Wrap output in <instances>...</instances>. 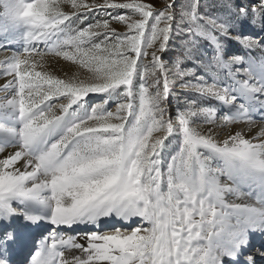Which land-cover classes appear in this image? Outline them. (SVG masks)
<instances>
[{
  "label": "snow or ice",
  "instance_id": "1",
  "mask_svg": "<svg viewBox=\"0 0 264 264\" xmlns=\"http://www.w3.org/2000/svg\"><path fill=\"white\" fill-rule=\"evenodd\" d=\"M226 2L241 16L250 10L254 20L259 12L264 26V0L247 6ZM0 3L13 25L27 29L24 50L6 56L0 72L5 81L0 90L6 94L0 100V120L10 122L0 123V221L6 222L0 227V264H223L224 257L230 264H264V247H249L250 233L264 232V121L256 125L249 118L244 127L224 132L217 129L215 113L201 116L195 101L177 109L174 118L167 104L168 78L175 83L177 76L162 55L173 35H179L177 29L207 39L214 49L210 63L213 68L223 65L227 74L231 64L243 59L224 57L221 37L231 36L228 23L210 25L205 21L216 18L204 13L185 19L176 0ZM198 6L196 0L197 12ZM93 12L105 18L88 22ZM39 42L47 53L77 64L78 71L65 78L38 71L47 64L46 52L36 48ZM79 69L85 70L83 76ZM186 87L229 99V89L214 82ZM90 94L105 98L89 108ZM110 101L114 110L106 107ZM233 121L224 116L221 123ZM254 127L257 135L246 139ZM218 132L227 138L219 142ZM175 137L179 147L168 159ZM214 159L223 167L213 169ZM220 176L227 177L223 185ZM244 185L260 189V207L226 202V194L242 195ZM13 216L58 227L95 225L102 217L122 222L138 217L140 226L130 231L113 226L111 232L92 231L79 238L53 232L50 245L45 236L39 250L20 262L11 255L16 233L7 223ZM58 245L71 259L56 250Z\"/></svg>",
  "mask_w": 264,
  "mask_h": 264
},
{
  "label": "rangeland",
  "instance_id": "2",
  "mask_svg": "<svg viewBox=\"0 0 264 264\" xmlns=\"http://www.w3.org/2000/svg\"><path fill=\"white\" fill-rule=\"evenodd\" d=\"M88 2H91V0H88ZM98 2H102V0H98ZM141 2H148V0H141ZM256 2L257 0H234L235 5L244 4V6ZM199 5L200 6H198L197 12L196 0H176V10L179 11L182 6L184 9L185 19H188L193 15L199 16V13H204L206 18H216L215 21H205L210 25H214L216 22L228 23L229 27L227 28V31L231 33V36L221 37L223 40L224 57L226 59H243L241 62L231 64L227 69V74L223 65L218 68H213L210 60L213 57L214 49L208 43L207 39H200L199 33L186 35L184 28H178L177 31L179 32V35H173L169 42V48L162 55V59L169 65L173 66V75L177 76L175 83H173L171 75L168 78L170 88V94L167 95L169 115L174 118L177 109L191 107L190 102L195 101V106L201 109V116L207 118L208 112L215 113V120L217 121L216 126L218 130L227 132L230 128H236V125L240 122V113H242V116L245 117L244 119L246 122L250 118L251 120L249 123H256L257 125L260 121H262V116H259V111L252 112L251 110H254L255 108L264 109V105L253 107L256 103L251 102L250 99H252V94H257L260 90L264 89V26L260 23L262 17L260 13L257 12L254 20L250 10L248 13L241 16V14L237 12V8L233 6L232 3H227L226 0H199ZM155 6L159 7V3ZM65 10L67 11L69 9L66 8ZM120 14L131 15L128 10H120ZM100 18H105L102 12H93L89 16L88 22H95V19ZM82 26H87V24L85 23ZM113 26L116 27L118 31H127V29L123 26L115 24ZM187 26L188 25H185V28ZM199 28L203 31L204 24H200ZM26 30V26L23 24L13 25L6 14L4 3H0L1 45H8L5 48L11 47L12 42L8 44V40L12 41V34L15 33L19 36V44H17V47L19 52H22L25 47L24 33ZM253 41L256 43L254 44ZM17 47L14 46L15 49H17ZM36 48L40 51L46 52L47 54V64L45 68H37L38 71L47 70L60 78L71 76L73 73L78 71L79 66L77 64H74L71 61H66L62 57H56L52 53H47V47L43 44V42L36 44ZM237 69H249L250 73L248 72V76H244L240 71H237ZM141 71H143V68H141ZM163 71H165V69H162V72ZM0 72H2L1 67ZM79 72L82 76L85 74L84 69H79ZM241 77H247V87L243 85L240 80ZM0 79L2 80V77H0ZM148 80L150 83L151 77H149ZM197 82L202 84H212L214 82L217 86L227 87L229 89V99L220 101L210 98L207 94L200 95L191 87H186ZM135 84L136 89H138L139 78L136 79ZM162 87L163 79L161 80V91ZM231 97H235V99L232 100ZM104 98L105 97L102 94L99 96L96 94H90V97L87 98L91 100L89 108L94 106L95 103L101 102ZM106 107L108 110H114L115 103L110 101ZM224 116H229L234 121L228 124L221 123ZM246 122H244V126L246 125ZM0 123L9 124L10 122L0 120ZM16 126H19L18 121L16 122ZM208 126L210 127L211 125ZM225 138H227L226 135H221L218 132L217 139L219 142H222ZM3 139V137H0V140ZM172 139V137L169 138V140ZM175 141L176 142L173 143L167 154L168 159H170L171 155L178 150L180 138L175 137ZM207 154L208 153L205 152V155ZM161 155L163 158L162 163L166 165L167 157L164 153ZM211 167L213 169L222 168L223 162L214 159ZM225 178L226 176H221V179ZM244 186L249 190L247 192L249 195L247 197L245 196L249 199L247 202H252L251 204H253V206L260 207L258 197H260L261 194L258 190L259 188L254 185ZM245 187H240L242 188L241 191L243 193L245 192ZM253 192H255L256 196L252 194ZM14 206L20 207L18 204H15ZM5 224L6 222L0 221V227L5 226ZM35 224L36 223L25 221L23 216H13L11 218V221L10 223H7V226L14 229L16 233V243L13 244L14 246L12 245L11 252H16L18 250V256L22 255L25 259H30L29 254H35V252L39 250V235L37 234L39 230L34 229ZM39 225H43V229H41L39 234H48L58 232L59 230L62 234L66 232L71 234V232L77 231L76 234L83 236L85 233H90L92 231H97L98 233L111 232L113 226L121 228L122 231L124 228H128L130 231L131 228L140 226V218L134 217L130 221L122 222L120 218L115 216L102 217L95 225L79 223L71 227L59 226L60 229H58V226L51 225L49 221L40 223ZM147 226L148 225L145 223L144 227ZM33 240L36 242V247L32 246ZM22 245L23 247L25 246L26 249L24 254L21 252L22 249H20L22 248ZM253 247L254 245H251L250 249ZM60 251H65V253H67V249L65 250V248ZM77 251L78 250L75 252ZM57 264H59L58 261Z\"/></svg>",
  "mask_w": 264,
  "mask_h": 264
},
{
  "label": "bare ground",
  "instance_id": "3",
  "mask_svg": "<svg viewBox=\"0 0 264 264\" xmlns=\"http://www.w3.org/2000/svg\"><path fill=\"white\" fill-rule=\"evenodd\" d=\"M12 46L11 47H8V48H5V47H0V67H1V69H3V67L4 66H6V65H4L2 62L4 61V59H5V57L6 56H9V55H11L12 53H19V49H18V47H17V44H19V42H18V40H19V36L17 35V34H12ZM0 45H1V42H0ZM14 46H16L17 47V49H15L14 48ZM244 76H248V72H244V71H240ZM240 75V74H239ZM241 81H242V83H243V81H245V80H247L248 81V79H247V77H245V78H243V77H241V79H240ZM5 81L2 79H0V84H3ZM244 85V84H243ZM245 86V85H244ZM245 87H247V86H245ZM5 93L2 91V90H0V100H3L4 98H5ZM256 95V96H255ZM251 97H252V99H250V101L251 102H254V103H256V105H254L253 107H256V106H259V105H264V89L263 90H260V92L259 93H257V94H252L251 95ZM7 98H10V95L9 96H7ZM264 107V106H263ZM252 112H257V111H259V116H262V121H264V109L262 108V109H258V108H255L254 110L252 109L251 110ZM241 115H239V120H240V122H238L239 124L238 125H236V128H238V127H244V122H246L245 121V117L244 116H242V113H240ZM261 123V121L257 124V125H259ZM257 132H258V128H256V127H254V129H253V131L248 135V136H246L245 138L246 139H251L252 137H254V136H256L257 135ZM252 142L253 143H259L260 141L258 140V139H254V140H252ZM219 180H220V182H221V185H223L224 184V182L227 180V177L225 178V179H221V176L219 177ZM243 187H245V186H243ZM246 189H245V192L243 193L242 191H241V189L242 188H240V193L242 194V195H237V194H235V193H229V194H226V196H225V200H226V202L227 203H229V204H231V203H249V202H247V200H249V199H247L246 197L249 195V194H247V192L249 191L248 190V188L247 187H245ZM259 190V192H260V194L262 195V193H261V191H260V189H258ZM254 196H256L255 195V192H253L252 193ZM246 196V197H245ZM257 199V198H256ZM252 202H250V204H251ZM253 205V204H252ZM45 222H48L47 220H40L39 222H37L35 225H34V229H38L39 231H38V237H39V242L41 241V240H43L44 239V237L45 236H48L49 237V239L45 242L46 243V245H50L51 244V234L52 233H48V234H43V233H41V234H39L40 233V231H41V229H43V225H39L40 223H45ZM58 229H60V227L58 228ZM79 229V228H78ZM78 229H76V230H78ZM57 230V229H56ZM53 231V230H52ZM76 232L77 231H73V232H71V234H69L68 232H66V233H61L59 230H58V234H61V235H64L65 237H67L68 235H73V236H77L78 238L79 237H82V235H78V234H76ZM22 239V238H21ZM29 241V240H28ZM82 241H84V240H81V239H78V242H80V243H85L86 244V241H84V242H82ZM30 242V241H29ZM28 242V243H29ZM39 242H38V248H40V244H39ZM225 243H227V241H226V238H225ZM251 245H254V247L253 248H258V247H264V232H259V231H252L251 233H250V245H249V247L251 246ZM14 246V245H13ZM20 249H22V253L24 254V251L26 250L25 249V246L23 247V245H22V248H20ZM62 249H64V246H62V245H58L57 246V250L58 251H60V250H62ZM66 250V249H65ZM17 253H18V250L15 252V251H12L11 252V255H13L12 256V258H13V260L14 261H20V262H23L24 260H25V258H24V256H22V255H20V256H18L17 255ZM74 254L75 255H80V252L79 251H77V252H74ZM66 258L67 259H71V256H68L67 255V253H66ZM104 264H107V262H104ZM223 264H230V262H229V258L228 257H224V261H223Z\"/></svg>",
  "mask_w": 264,
  "mask_h": 264
}]
</instances>
